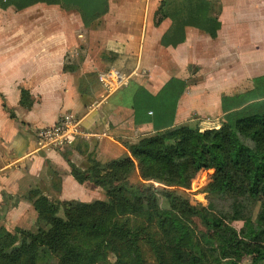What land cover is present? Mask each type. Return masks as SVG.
I'll return each mask as SVG.
<instances>
[{"label":"crops","instance_id":"crops-1","mask_svg":"<svg viewBox=\"0 0 264 264\" xmlns=\"http://www.w3.org/2000/svg\"><path fill=\"white\" fill-rule=\"evenodd\" d=\"M109 71L128 84L108 92L99 76ZM140 88L157 97L151 108L134 106ZM252 114H264V0H0V226L9 232L37 219L26 194L53 198L51 169L59 200L87 202L101 189L78 183L71 164L87 171L90 154L108 162L171 126ZM67 115L81 133L41 146L38 133Z\"/></svg>","mask_w":264,"mask_h":264},{"label":"trees","instance_id":"trees-1","mask_svg":"<svg viewBox=\"0 0 264 264\" xmlns=\"http://www.w3.org/2000/svg\"><path fill=\"white\" fill-rule=\"evenodd\" d=\"M22 96L23 106L30 108L29 93L23 90ZM156 98L140 88L134 106L151 108ZM127 149L128 153L105 163L90 154L92 168L87 171L71 164L74 179L102 189L107 201L62 203L38 192L26 194L38 219L46 228L49 224L55 235L51 239L50 230L39 226L16 228L15 233L0 226V264H43L44 250L57 257L56 264H150L141 248L143 241L150 247L152 264H216L214 260L239 264L235 261L239 258L264 264V114L205 131L187 123L171 126ZM149 160L156 162L152 173L147 172ZM214 165V180L206 191L218 195L215 210L192 206L168 188L174 183L189 188L199 171L198 180L211 174ZM137 169L142 170V181L133 183L130 178ZM52 173L59 176L58 186L54 184L60 190L61 177ZM150 181L169 184L156 187ZM257 198L262 200L257 219L246 222L239 234L232 226L233 214ZM195 219L205 231L193 228ZM198 235L207 236L211 245L199 243L195 251Z\"/></svg>","mask_w":264,"mask_h":264},{"label":"rangeland","instance_id":"rangeland-1","mask_svg":"<svg viewBox=\"0 0 264 264\" xmlns=\"http://www.w3.org/2000/svg\"><path fill=\"white\" fill-rule=\"evenodd\" d=\"M224 121L225 122L234 123L236 121V119L235 118H230L229 119V117H228V118H224ZM207 122L210 123L209 126L201 124V121L197 122V125H193V126L194 127H199L200 130H202V131L208 130V127H210L209 129H213V128L218 129V128H220L222 126V125H220V126L213 125L212 121H207ZM127 145H131V144L127 143ZM149 161H150L151 166H150V169L147 170V172L152 173L153 170L156 167V162L152 161V160H149ZM208 169L209 168L201 169V170H208ZM53 171H54V173H57V174L60 175V172L58 170L57 171H55L53 169L50 170L51 176H52V180H53V191H52L53 198H52V200L61 201L62 203L63 202L65 203V202L74 201V200L62 201V200H59L57 198L59 189H58V187H56V185L54 183L57 182V186H58V177L59 176H57L56 174L54 175L52 173ZM215 172H216V166L214 165V170L211 172V174L204 173L201 176L200 180L197 179L198 178V173H197V175L194 177V179H192L189 188L180 187L176 183H174L171 186H168V188L176 190L192 206L205 207V208L210 209V210H215L216 206H217V203H218V195L217 194H209L206 191V188L209 185V183H211L214 180ZM142 175H143L142 174V170L141 169H137V171L132 175V177L130 179H131V181L133 183H138L139 181H142ZM170 177H171V179H174V177L172 175H170ZM151 183H153L156 187L165 186V184H169L168 182L164 183V182H158V181H152ZM99 191H100V193L93 194L87 202H92V201H95L96 199H100L102 201H107V197L105 195V192L102 189L99 190ZM261 201H262L261 198L249 200V202H248L249 204H248L247 208L238 211L236 214H233V218L234 219H233V222H232V226L235 228V230L239 234H241L242 230L244 229V226H245L246 222L255 221L257 219V216H258V214L260 212ZM8 203H12V201L8 202ZM31 204H32V202H31ZM32 206H33V204H32ZM161 207L162 208L167 207L166 202L164 201V199H162V201H161ZM224 208L225 209H231L229 207V205H225ZM60 216L64 217V210L63 209L60 211ZM37 219H38V214H37ZM37 219H36L34 224H31L30 222H28V224L32 226L31 229H28V230H36L38 226L41 227V228H45L44 230H46V231L50 230L51 226L49 224H48V226L46 228L45 227L46 224L43 222V220L42 219H40V220L38 219L37 220ZM1 220L4 223L8 222V219H6V218L3 219V217H1ZM147 222H151V221L148 220ZM151 223L153 224V222H151ZM192 226L197 231H205V227L201 224V221L199 219H195L194 223L192 224ZM15 229L16 228L12 229V231H10V232L15 233ZM22 229H24V228H22ZM48 232H49V237L51 239H53V235H55V232L51 231V230L48 231ZM199 243H201L203 245H206V246H210L211 245V243H210V241H209L207 236L198 235V236H196V238L194 240V250L195 251H198ZM61 246L63 247V245H61ZM141 248H142V250H143V252L145 254V257H146L147 261L150 264H152L153 263V257H152V253H151L149 245L145 241H143ZM42 253H43V260H42L43 264H56L57 263V261H58L57 257H55L53 254H51L48 250H44ZM109 258H110V261H112V262L114 261V256L113 255H110ZM228 261L224 260L223 262H219L218 260H214L213 262H215L216 264H227ZM235 261H237L239 264H250V260L247 259V258H239V259H236Z\"/></svg>","mask_w":264,"mask_h":264},{"label":"built area","instance_id":"built-area-1","mask_svg":"<svg viewBox=\"0 0 264 264\" xmlns=\"http://www.w3.org/2000/svg\"><path fill=\"white\" fill-rule=\"evenodd\" d=\"M99 80L108 92L120 90L129 82L126 76L115 71L100 74ZM80 133L79 119L73 115H67L58 126L41 130L38 133V140L41 146L57 148L70 145Z\"/></svg>","mask_w":264,"mask_h":264}]
</instances>
